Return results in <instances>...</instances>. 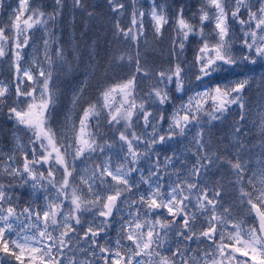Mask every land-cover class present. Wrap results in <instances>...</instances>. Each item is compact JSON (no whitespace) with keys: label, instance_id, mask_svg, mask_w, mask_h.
<instances>
[{"label":"snow or ice","instance_id":"6c2138e0","mask_svg":"<svg viewBox=\"0 0 264 264\" xmlns=\"http://www.w3.org/2000/svg\"><path fill=\"white\" fill-rule=\"evenodd\" d=\"M0 264H264V0H0Z\"/></svg>","mask_w":264,"mask_h":264}]
</instances>
